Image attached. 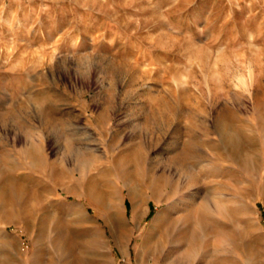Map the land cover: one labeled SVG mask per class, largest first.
I'll list each match as a JSON object with an SVG mask.
<instances>
[{
    "label": "rangeland",
    "instance_id": "obj_1",
    "mask_svg": "<svg viewBox=\"0 0 264 264\" xmlns=\"http://www.w3.org/2000/svg\"><path fill=\"white\" fill-rule=\"evenodd\" d=\"M0 264H264V0H0Z\"/></svg>",
    "mask_w": 264,
    "mask_h": 264
}]
</instances>
